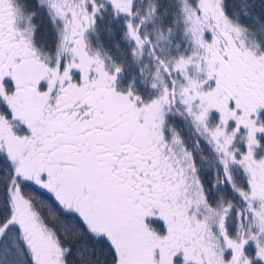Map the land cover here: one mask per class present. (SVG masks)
<instances>
[{"label": "snow or ice", "instance_id": "obj_1", "mask_svg": "<svg viewBox=\"0 0 264 264\" xmlns=\"http://www.w3.org/2000/svg\"><path fill=\"white\" fill-rule=\"evenodd\" d=\"M0 264H264V0H0Z\"/></svg>", "mask_w": 264, "mask_h": 264}]
</instances>
